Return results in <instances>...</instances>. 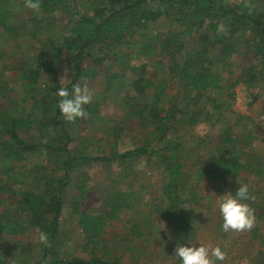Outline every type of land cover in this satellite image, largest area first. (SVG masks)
Here are the masks:
<instances>
[{"label": "trees", "instance_id": "obj_1", "mask_svg": "<svg viewBox=\"0 0 264 264\" xmlns=\"http://www.w3.org/2000/svg\"><path fill=\"white\" fill-rule=\"evenodd\" d=\"M67 1L40 0L41 9L53 6L60 12L62 5L69 7L68 18L72 19L69 29L58 38L52 33L46 40L47 49L36 56L34 63L23 64L19 68V85L26 99L20 101L6 96L3 117H0V138L3 135L7 137L0 142L3 159L22 162L31 155L42 154L51 158L56 154L60 162L55 163L50 177L43 178L47 169L41 168L43 174L33 178L38 191L16 190L0 178V193L16 199V208L20 213L18 218L6 210L0 214V234L18 236L31 229L47 233L49 246L42 247V258L38 264H121L118 260L104 261L94 252L103 245L102 234L106 222L113 221L120 211L131 209L134 193L108 192L102 200L104 209L99 214L85 213L80 210L84 206L87 189L83 182H79L72 212L78 217V227L86 237L85 245L90 248L91 257L67 259L62 246L58 244L59 222L66 210L64 192L76 176L72 173L82 165L96 161L104 164L130 161L140 155L150 154L149 144L118 153L116 142L119 129L114 128L111 131L114 144L109 145L107 154L106 150L102 151L101 156H91L87 151L73 153L71 147L74 141L66 131L56 107L57 89L66 87L71 90V85L87 74L100 75L102 63L106 59L100 55L103 47L128 40L131 33L144 29L146 23H152L160 17H172L178 30L164 36L159 55H155L152 65L142 64L137 68L138 73L132 75L129 85L133 95L126 98V105H129L128 109L135 121L151 128L149 134L159 143L176 133L175 124L181 117H187L188 123L193 126L203 114L204 120L213 119L210 124L212 129L216 130L219 126L220 132L213 136L217 144L215 150L210 152L214 153L211 164L199 173L198 179H206L228 189V182L236 180L243 165L236 143L239 138L233 135V125L226 116L231 104H219L217 99L206 96V93L212 95L223 90L224 78L218 72H212L211 65L213 62L223 64L232 55L239 54L236 44L239 40L244 42L245 52L241 54L244 66L238 83L247 88L253 103L260 100L261 93H264V7L259 8L253 0H97L92 15H88L76 6H71L74 0H69L72 2L70 4ZM260 1L264 3V0ZM9 12V7H0V26L4 33L14 35V29L7 23ZM30 22L39 25L34 18H30ZM63 50L72 54L71 59L65 66H58ZM149 65L155 71H162L165 78L157 82L148 78L146 69ZM103 79L106 93L117 78L106 74ZM169 81L180 83L181 99L170 101L168 107L164 108L162 98L166 95ZM39 88H42L41 92H38ZM4 91L7 92L6 86ZM150 91L153 95L148 101L146 95ZM85 108L89 116L98 117L100 104L89 103ZM238 119L239 116L236 121ZM81 121L80 118L74 122ZM34 125L45 128L46 135L43 138L35 142L19 136V130L26 132ZM165 151L168 155L164 154ZM151 154L156 156L162 168L164 181L160 190V204L164 208L158 209L155 222L166 230L174 231L175 236L184 235L196 223L197 216L190 207L192 190L186 186L188 180L182 175L184 163L180 157L179 144L166 143L162 152ZM261 168H258L257 173L260 174ZM58 169L62 170V175L58 174ZM196 170L201 169L196 166ZM185 190L189 194L187 197L183 193ZM141 237L142 233L133 228L129 234L130 240H125L126 245L122 246ZM0 264L12 263L0 255Z\"/></svg>", "mask_w": 264, "mask_h": 264}, {"label": "rangeland", "instance_id": "obj_2", "mask_svg": "<svg viewBox=\"0 0 264 264\" xmlns=\"http://www.w3.org/2000/svg\"><path fill=\"white\" fill-rule=\"evenodd\" d=\"M96 1L74 0V5L71 6H76L82 12L92 15ZM67 2L72 3L69 0ZM253 2L259 5V8L264 7L260 6L264 4L263 1L262 4L260 0H253ZM2 6L10 9V18L7 23L14 29L15 34L4 33L0 26V117H3L2 110L6 106V96L15 97L20 101L26 99L19 85V68L23 64H33L36 56L47 49V38L52 33L57 38L67 33L72 20L68 18L69 7L66 8L63 5L60 12L52 6L47 9L40 8L38 14L26 8L23 0H0V7ZM30 18L38 21L39 25L31 24ZM37 26L40 29H37ZM176 30L178 27L172 17H160L152 23H146L144 29L129 34L128 40L124 39L115 45L108 44L107 47H103L100 55H104L106 59L102 63L100 75L87 74L78 81L88 83L93 92L91 103L100 104V111L98 117L88 115L86 118H81L80 123L63 120L66 131L74 141L71 151L73 150V153L87 151L91 156H101L102 151L106 150L105 154H107L109 145L114 144L111 131L118 128L116 142L118 153L134 150L148 143L150 154L140 155L120 163L104 164L96 161L90 165H82L72 173L76 176L73 175L74 179L70 181L64 192L63 200L66 210L58 229V244L62 246L61 249L67 259L91 257L90 248L85 245L86 237L78 227V217L72 212L73 198L78 194L76 187L79 182H83L86 185L87 194L80 212L99 214L104 209L102 206L104 196L113 190L134 193L131 209L120 211L113 221H107L105 224L102 234L103 245L94 252L104 261L118 260L121 264H176V260L170 255L173 254L177 241L186 244L189 238L190 242L211 244L213 247L220 246L227 253L223 264H264L262 184L260 186L258 179L254 176H246V182L249 181V185H252L249 186L252 198L247 203L254 210L253 228L250 231L225 233L220 228L219 212L214 210L216 201L219 195L235 190L238 187L237 183L242 182L239 178L229 181V188L226 189L221 184L198 179L199 173L210 166L211 156H214V153H210L215 150L217 144L213 136H217L220 129L219 126L216 130L212 129L210 124L213 119L204 120L203 114L199 122L193 126L188 123L187 117H181L175 124L176 133L170 135L165 142L159 143L149 134L151 128L135 121L131 110L128 109L129 105H126V98L133 95L129 85L133 79L132 75L138 73L137 68L142 64L152 65L155 55H159L164 36ZM236 46L239 54L232 55L223 64L212 63L211 71L218 72L224 78L223 90L212 95L206 93V96L217 99L219 104H231V110L226 113V116L233 125V132L242 131L240 134L244 137V140L239 139L237 142L239 153L245 150V142L248 141L251 144L247 148L248 152L264 158V93H261L260 100L253 103L248 91H245L246 87L238 83L244 66L241 60V54L245 52L244 42L239 40ZM93 49L97 50L96 47ZM71 55L67 50H63L57 65L65 66L69 63ZM151 65L146 69L148 78L154 79V82L165 78L162 71L153 70ZM106 74L117 79L112 83L109 91L104 93L106 85L103 76ZM232 84L235 85L231 87ZM168 85L166 95L162 98L164 108L168 107L170 101L181 99L180 83L169 81ZM5 86L7 92L4 91ZM41 91L42 88H39L38 92ZM233 94L236 95L235 99ZM152 95V91L146 95L148 101ZM233 100H235L234 103ZM183 108L185 109L186 106ZM239 115L242 117L236 121ZM44 129L43 126L34 125L26 132L19 130L18 134L23 139L36 142L38 138L46 135ZM6 139L7 137L3 135L0 142ZM176 142L179 144L180 157L184 163L182 175L186 181L188 180L186 186L188 185L189 190H192L190 207L197 216L196 223L189 232L179 236H175L174 231L166 230L155 222L158 218V209L164 208V205L160 204V190L164 181L162 168L156 156H150L151 152H162L166 143ZM164 154L168 155V152L165 151ZM248 158L249 155L243 152V159L247 161ZM59 162V158L55 155L47 158L37 154L28 156L26 161L12 162L3 159L0 154L2 169L0 178L3 183L16 190L38 191L33 178L43 174L41 168L47 169L43 178L50 177L52 170L55 169V163ZM196 166L201 170H196ZM58 170V174L62 175V170ZM183 193L186 197L189 195L186 190ZM17 204L16 199L13 200L8 198V195L0 193V214L6 210L15 218L20 217L16 208ZM133 228H137L142 233V237L135 239L127 246H122L126 245L125 240H130L129 234ZM38 235L39 233L33 229L18 236L0 234V255L12 264H38L42 258L43 247L39 243Z\"/></svg>", "mask_w": 264, "mask_h": 264}, {"label": "clouds", "instance_id": "obj_3", "mask_svg": "<svg viewBox=\"0 0 264 264\" xmlns=\"http://www.w3.org/2000/svg\"><path fill=\"white\" fill-rule=\"evenodd\" d=\"M24 6L34 14L40 12V0H24ZM56 96L58 97L56 107L63 120L74 122L87 117L85 106L91 103L93 98V92L87 82L74 83L71 90L61 87L57 89ZM237 184L234 192L219 195L214 209L219 212L220 228L225 233L250 231L255 223L254 210L247 203L252 198L249 185ZM38 240L44 247L49 246L47 233L39 231ZM170 256L176 260V264H223L227 253L220 246L190 242L188 238L186 244L177 241Z\"/></svg>", "mask_w": 264, "mask_h": 264}, {"label": "crops", "instance_id": "obj_4", "mask_svg": "<svg viewBox=\"0 0 264 264\" xmlns=\"http://www.w3.org/2000/svg\"><path fill=\"white\" fill-rule=\"evenodd\" d=\"M242 86H244V85L242 84ZM244 88H245V86H244ZM245 91L247 92L246 88H245ZM235 96L236 95L233 94V99H235ZM234 101L235 100H233V103H234ZM239 117L241 118L242 116L239 115ZM232 133L237 138L244 140L243 135L240 134V133H242V131L236 133V132H233V130H232ZM253 136L255 137V135H253ZM239 139L236 140V143L239 142ZM250 145L251 144H249L248 141H247V143L245 142V147H244L245 150H241L242 152L240 151V153H239L240 162L242 163L243 166L240 169V173H239L237 179L239 178L242 183H247L249 185V181L246 182V176H249V177L254 176L256 179H258L259 185L261 186V184H262V187H263L262 191H264V158L259 157L258 154L248 152L247 148L250 147ZM243 152H245L246 154L249 155V158L247 161H245L243 159ZM55 156H56V154H55ZM259 167H262L261 168L262 171L260 172V174L257 173ZM249 186L251 187L252 185H249ZM262 210H264V207L262 208ZM258 219H260V218H258Z\"/></svg>", "mask_w": 264, "mask_h": 264}]
</instances>
